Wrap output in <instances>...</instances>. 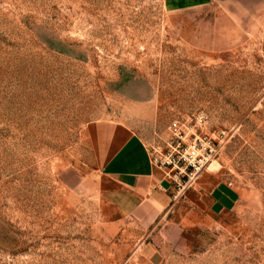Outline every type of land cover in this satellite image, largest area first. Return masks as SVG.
I'll return each mask as SVG.
<instances>
[{
  "label": "rangeland",
  "instance_id": "obj_1",
  "mask_svg": "<svg viewBox=\"0 0 264 264\" xmlns=\"http://www.w3.org/2000/svg\"><path fill=\"white\" fill-rule=\"evenodd\" d=\"M193 113L180 147L206 160L177 187L153 157ZM102 126L165 172L158 214L100 169ZM215 186L234 198L210 216ZM0 264H264V15L210 52L164 0H0Z\"/></svg>",
  "mask_w": 264,
  "mask_h": 264
},
{
  "label": "crops",
  "instance_id": "obj_2",
  "mask_svg": "<svg viewBox=\"0 0 264 264\" xmlns=\"http://www.w3.org/2000/svg\"><path fill=\"white\" fill-rule=\"evenodd\" d=\"M164 10L172 31L189 45L221 52L243 43L248 31L258 27L264 15V0H164ZM140 145V140L132 136L114 139L110 129L102 126L95 139L96 158L100 169L118 184L144 196L135 210L146 201L156 215L170 201L169 181ZM233 198L232 191L225 187H213L207 196V214L214 216L230 209ZM148 257L150 262H158L157 250Z\"/></svg>",
  "mask_w": 264,
  "mask_h": 264
},
{
  "label": "built area",
  "instance_id": "obj_3",
  "mask_svg": "<svg viewBox=\"0 0 264 264\" xmlns=\"http://www.w3.org/2000/svg\"><path fill=\"white\" fill-rule=\"evenodd\" d=\"M202 122L201 115L191 114L188 120L175 119L170 122L169 130L173 132L174 139L167 146L172 151L167 150L165 154H155L153 161L160 167L168 170L175 168L174 178L172 179L174 186L183 187L189 182L200 167L204 164L206 157L197 154L194 145L182 149L180 147L179 133L184 131L195 130L196 126Z\"/></svg>",
  "mask_w": 264,
  "mask_h": 264
}]
</instances>
